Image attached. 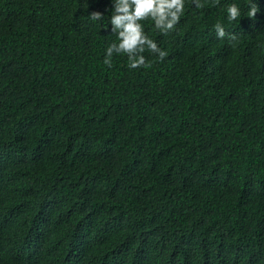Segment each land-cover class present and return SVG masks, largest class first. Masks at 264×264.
<instances>
[{
  "label": "trees",
  "instance_id": "trees-1",
  "mask_svg": "<svg viewBox=\"0 0 264 264\" xmlns=\"http://www.w3.org/2000/svg\"><path fill=\"white\" fill-rule=\"evenodd\" d=\"M201 3L130 69L113 0H0V264H264V0Z\"/></svg>",
  "mask_w": 264,
  "mask_h": 264
},
{
  "label": "clouds",
  "instance_id": "clouds-1",
  "mask_svg": "<svg viewBox=\"0 0 264 264\" xmlns=\"http://www.w3.org/2000/svg\"><path fill=\"white\" fill-rule=\"evenodd\" d=\"M192 3L197 9L204 7L201 0H192ZM184 9L185 0H113L110 24L111 32L117 35L118 42H113L106 49L104 64L112 66L113 53L125 55L130 69L148 68L156 60L163 61L167 52L145 33L142 22L150 20L159 33L167 35L175 30L184 15ZM259 11L257 3H250L248 17L255 20ZM89 16L92 20L104 18L99 11H93ZM227 16L230 21L240 18V7L235 3L229 4ZM214 28L218 38L236 39L234 34L225 31L220 22H217ZM146 51L155 59L147 60L144 55Z\"/></svg>",
  "mask_w": 264,
  "mask_h": 264
}]
</instances>
